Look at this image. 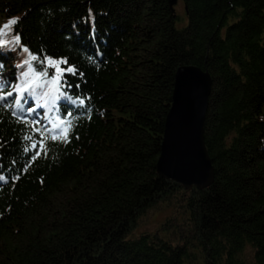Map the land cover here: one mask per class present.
Returning a JSON list of instances; mask_svg holds the SVG:
<instances>
[{
    "label": "trees",
    "instance_id": "obj_1",
    "mask_svg": "<svg viewBox=\"0 0 264 264\" xmlns=\"http://www.w3.org/2000/svg\"><path fill=\"white\" fill-rule=\"evenodd\" d=\"M177 1L0 0V264H264V0ZM182 66L203 190L156 173Z\"/></svg>",
    "mask_w": 264,
    "mask_h": 264
},
{
    "label": "water",
    "instance_id": "obj_2",
    "mask_svg": "<svg viewBox=\"0 0 264 264\" xmlns=\"http://www.w3.org/2000/svg\"><path fill=\"white\" fill-rule=\"evenodd\" d=\"M210 90L207 72L194 66L176 70L156 173L185 191L203 190L213 182V166L204 145Z\"/></svg>",
    "mask_w": 264,
    "mask_h": 264
},
{
    "label": "rangeland",
    "instance_id": "obj_3",
    "mask_svg": "<svg viewBox=\"0 0 264 264\" xmlns=\"http://www.w3.org/2000/svg\"><path fill=\"white\" fill-rule=\"evenodd\" d=\"M176 13L178 14L179 20L176 24L177 28H183L187 25V17L185 15L183 4L181 0H178L175 7ZM56 124L52 123L51 128H56ZM170 216L169 210L161 211L154 215H149L146 220L142 221L140 226L137 228V234L139 233H152L159 228L160 223Z\"/></svg>",
    "mask_w": 264,
    "mask_h": 264
},
{
    "label": "snow or ice",
    "instance_id": "obj_4",
    "mask_svg": "<svg viewBox=\"0 0 264 264\" xmlns=\"http://www.w3.org/2000/svg\"><path fill=\"white\" fill-rule=\"evenodd\" d=\"M0 67H2V65H0ZM69 71H71V69H69ZM17 103H19V101ZM33 147H35V145H33Z\"/></svg>",
    "mask_w": 264,
    "mask_h": 264
}]
</instances>
